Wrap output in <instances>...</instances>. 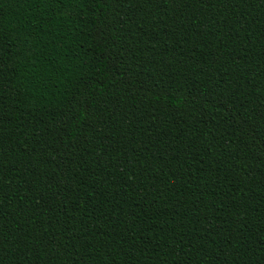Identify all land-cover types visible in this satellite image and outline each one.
Masks as SVG:
<instances>
[{"label":"trees","instance_id":"1","mask_svg":"<svg viewBox=\"0 0 264 264\" xmlns=\"http://www.w3.org/2000/svg\"><path fill=\"white\" fill-rule=\"evenodd\" d=\"M0 264H264V0H0Z\"/></svg>","mask_w":264,"mask_h":264}]
</instances>
